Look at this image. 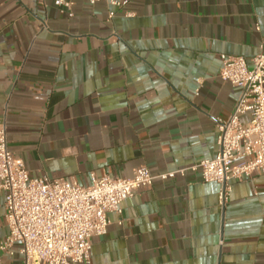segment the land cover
<instances>
[{
  "label": "crops",
  "instance_id": "0c3cea01",
  "mask_svg": "<svg viewBox=\"0 0 264 264\" xmlns=\"http://www.w3.org/2000/svg\"><path fill=\"white\" fill-rule=\"evenodd\" d=\"M112 9L0 0V118L30 178L87 185L91 172L158 175L217 152L239 94L220 54L259 52L264 0H129L106 21ZM218 188L191 170L140 187L107 214L89 264H264V173L232 181L223 207ZM4 212L0 193V241ZM17 250L0 264H23Z\"/></svg>",
  "mask_w": 264,
  "mask_h": 264
},
{
  "label": "built area",
  "instance_id": "2783aa9c",
  "mask_svg": "<svg viewBox=\"0 0 264 264\" xmlns=\"http://www.w3.org/2000/svg\"><path fill=\"white\" fill-rule=\"evenodd\" d=\"M87 1L90 5L103 2L114 9L107 12L106 21L129 2ZM73 2L53 0L68 16H72ZM220 61L219 77L239 88L238 98L227 119L216 125V154L187 168L154 175L146 166H138L127 178L98 177L91 172L87 185L73 179L30 178L23 161L8 149L5 122L0 118V193L7 226L0 251L12 255L17 244L23 264H89L91 240L106 233L110 223L107 214L120 215L122 201L155 179L198 171L203 182L219 185L217 203L223 207L229 200L232 181L249 178L256 171L264 173V38L259 52L249 61L225 53L220 54ZM245 113L250 118L242 123L240 116Z\"/></svg>",
  "mask_w": 264,
  "mask_h": 264
}]
</instances>
